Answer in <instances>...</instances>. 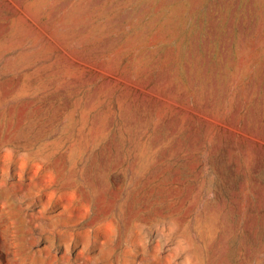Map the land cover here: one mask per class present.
<instances>
[{
  "label": "rangeland",
  "instance_id": "374dc122",
  "mask_svg": "<svg viewBox=\"0 0 264 264\" xmlns=\"http://www.w3.org/2000/svg\"><path fill=\"white\" fill-rule=\"evenodd\" d=\"M0 264H264V0H0Z\"/></svg>",
  "mask_w": 264,
  "mask_h": 264
}]
</instances>
